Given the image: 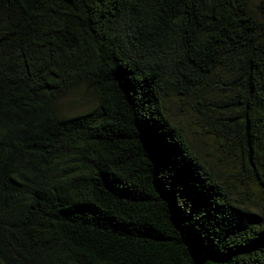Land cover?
<instances>
[{"label": "trees", "instance_id": "16d2710c", "mask_svg": "<svg viewBox=\"0 0 264 264\" xmlns=\"http://www.w3.org/2000/svg\"><path fill=\"white\" fill-rule=\"evenodd\" d=\"M0 0V264H264L166 115L192 109L264 205V0ZM94 101L60 117L75 90Z\"/></svg>", "mask_w": 264, "mask_h": 264}, {"label": "rangeland", "instance_id": "374dc122", "mask_svg": "<svg viewBox=\"0 0 264 264\" xmlns=\"http://www.w3.org/2000/svg\"><path fill=\"white\" fill-rule=\"evenodd\" d=\"M257 5L258 0H249L250 10L260 20L256 10ZM93 106V99L85 96L79 89L62 98L56 105V112L60 117H69L86 113ZM165 112L168 118L183 131L194 152L211 169L235 203L251 211L263 210L264 205L257 188L240 174L238 158L225 157L221 154L213 137L203 132L188 104L175 100V97H168Z\"/></svg>", "mask_w": 264, "mask_h": 264}]
</instances>
